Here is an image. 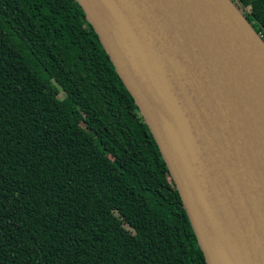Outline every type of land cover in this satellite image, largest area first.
<instances>
[{
	"label": "trees",
	"instance_id": "16d2710c",
	"mask_svg": "<svg viewBox=\"0 0 264 264\" xmlns=\"http://www.w3.org/2000/svg\"><path fill=\"white\" fill-rule=\"evenodd\" d=\"M264 39V0H232ZM0 264H207L76 0H0Z\"/></svg>",
	"mask_w": 264,
	"mask_h": 264
},
{
	"label": "water",
	"instance_id": "95a60500",
	"mask_svg": "<svg viewBox=\"0 0 264 264\" xmlns=\"http://www.w3.org/2000/svg\"><path fill=\"white\" fill-rule=\"evenodd\" d=\"M207 264H264V39L232 0H76Z\"/></svg>",
	"mask_w": 264,
	"mask_h": 264
}]
</instances>
